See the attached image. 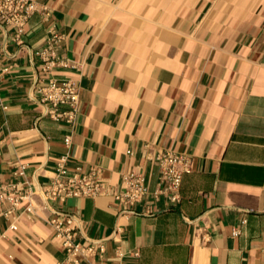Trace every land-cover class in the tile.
Returning a JSON list of instances; mask_svg holds the SVG:
<instances>
[{
    "label": "crops",
    "instance_id": "crops-1",
    "mask_svg": "<svg viewBox=\"0 0 264 264\" xmlns=\"http://www.w3.org/2000/svg\"><path fill=\"white\" fill-rule=\"evenodd\" d=\"M35 1L51 14L31 17L23 45L0 27V182L23 163V188L45 186L70 151L68 169L99 166L103 189L49 204L34 194L35 214L30 200L10 215L0 201V264L63 261L55 213L81 221L83 244H104L82 264H264V0ZM53 23L73 63L53 74L80 82L74 127L36 91ZM167 149L193 159L179 202L152 194ZM132 170L151 193L125 208L115 195Z\"/></svg>",
    "mask_w": 264,
    "mask_h": 264
},
{
    "label": "built area",
    "instance_id": "built-area-1",
    "mask_svg": "<svg viewBox=\"0 0 264 264\" xmlns=\"http://www.w3.org/2000/svg\"><path fill=\"white\" fill-rule=\"evenodd\" d=\"M36 13L48 19L51 11L48 6L35 0H0V27L12 28L14 30L13 42L23 45L28 22ZM47 33V41L38 51L43 72L36 87L38 99L45 106L46 114L51 119L66 122L74 127L79 112L80 82L71 77L59 79L56 75L54 76L53 72L56 68H68L73 66V63L70 58L60 52L65 36L58 25L51 24ZM7 70V67L0 66V81ZM0 106L5 107L2 102H0ZM65 142L70 148L72 144L71 134L65 137ZM69 157L70 151L62 155L57 161V167L52 174L50 183L36 189L32 187L23 188L25 181L21 177L26 175L27 164L18 163L19 169L15 174L20 178L11 183L0 182V201L3 203L10 202L12 205L6 215L12 214L17 207H22L27 200L30 202L24 208L25 211L35 214V207L31 202L34 194L40 195L48 204L64 202L68 198L100 195L103 189L101 168L91 165L88 168L76 167L70 171L67 167ZM190 157L186 153L176 152L172 149L160 151L155 156L161 173L157 187L152 192L156 200H160L162 196H166L171 202L181 200V186L184 176L193 170V159ZM150 193L146 174L132 170L123 173L122 189L115 195V198L125 208H128L137 204L139 200ZM48 220L55 229L65 254H67L63 261L56 264H82L81 258L88 259L98 251H105L102 242L89 241L88 244H83L78 240L81 221L75 216L62 217L55 213ZM11 228L18 229L17 223L14 222ZM234 233L238 235L240 230L235 229Z\"/></svg>",
    "mask_w": 264,
    "mask_h": 264
}]
</instances>
